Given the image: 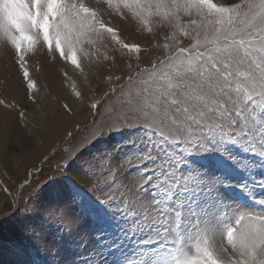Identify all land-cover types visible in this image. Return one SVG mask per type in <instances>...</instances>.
<instances>
[{
	"label": "snow or ice",
	"instance_id": "snow-or-ice-1",
	"mask_svg": "<svg viewBox=\"0 0 264 264\" xmlns=\"http://www.w3.org/2000/svg\"><path fill=\"white\" fill-rule=\"evenodd\" d=\"M105 12L149 31L155 17L194 42L130 76L106 109L108 131L90 138L100 199L73 196L95 238L84 264L90 252L95 264H264V0H0L2 43L29 94L25 46L40 36L77 68L76 46L105 37L140 53Z\"/></svg>",
	"mask_w": 264,
	"mask_h": 264
},
{
	"label": "rangeland",
	"instance_id": "rangeland-1",
	"mask_svg": "<svg viewBox=\"0 0 264 264\" xmlns=\"http://www.w3.org/2000/svg\"><path fill=\"white\" fill-rule=\"evenodd\" d=\"M213 2L227 6L232 0ZM104 19L111 22L122 43L139 47L140 53L120 49L105 37L94 47L76 46L77 68L69 62L67 47L62 45L66 55L62 60L48 54L40 36L35 45L25 46L32 48L25 56L29 81L35 85L30 94L13 50L4 47L5 35L0 33V100L13 106L0 105V264H84V253L94 248L95 238L84 228L76 211L80 201L73 196L79 190L100 199L101 166L89 163L100 145L89 146L90 138L108 131L112 121L106 109L116 102L114 91L119 94L130 76L159 65L167 55L194 42L155 17L149 21L151 31L107 12ZM186 22L187 18L181 20ZM11 34L15 35L14 30ZM55 84L68 100L54 92ZM66 101L73 102V107ZM92 103L104 104L99 115L90 107ZM254 171L259 176L261 169ZM20 246L25 251H19ZM87 258L95 264V252Z\"/></svg>",
	"mask_w": 264,
	"mask_h": 264
},
{
	"label": "bare ground",
	"instance_id": "bare-ground-1",
	"mask_svg": "<svg viewBox=\"0 0 264 264\" xmlns=\"http://www.w3.org/2000/svg\"><path fill=\"white\" fill-rule=\"evenodd\" d=\"M223 3V2H222ZM43 64V63H42ZM44 65H46V64H44ZM49 70V69H48ZM49 72V71H48ZM55 80V79H54ZM50 86H53V85H51L50 84ZM52 88V87H51ZM52 89H54V92H56V93H58V95L63 99L64 97L68 100L69 98H67V96H65L66 94L63 92V89H61V87L59 86V84H55V87L54 88H52ZM70 101V100H69ZM69 101H66V102H68V104H69V107H73V105H74V103L73 102H69ZM49 106V105H48ZM55 108V107H54ZM6 124V123H5ZM4 125V124H3ZM9 125V124H8ZM7 127V126H6ZM18 130H20V129H18ZM5 141V140H4ZM2 142V141H1ZM5 142H7V141H5ZM9 142V141H8ZM2 144H3V142H2ZM1 145V144H0ZM3 147H4V145H3ZM1 148V149H4V148ZM7 147V146H6ZM20 149V148H19ZM3 151V150H2ZM21 151V150H20ZM25 152V151H24ZM3 153V152H2ZM4 156V155H3ZM26 156V155H25ZM28 159V158H27ZM32 169V168H31ZM35 169V168H34Z\"/></svg>",
	"mask_w": 264,
	"mask_h": 264
}]
</instances>
